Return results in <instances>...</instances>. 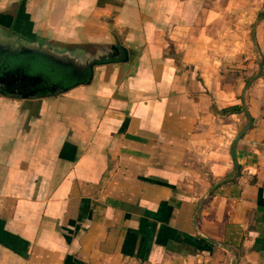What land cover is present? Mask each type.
I'll return each instance as SVG.
<instances>
[{
  "label": "crops",
  "instance_id": "crops-1",
  "mask_svg": "<svg viewBox=\"0 0 264 264\" xmlns=\"http://www.w3.org/2000/svg\"><path fill=\"white\" fill-rule=\"evenodd\" d=\"M0 264H264V0H0Z\"/></svg>",
  "mask_w": 264,
  "mask_h": 264
},
{
  "label": "flooded vegetation",
  "instance_id": "flooded-vegetation-1",
  "mask_svg": "<svg viewBox=\"0 0 264 264\" xmlns=\"http://www.w3.org/2000/svg\"><path fill=\"white\" fill-rule=\"evenodd\" d=\"M38 57H40L38 53L37 56L34 57L29 55L18 57L17 67H19L21 73L25 74H29V70H37V72H39L41 69L49 79L50 88H57V90H59L60 88H64V85H66L68 82L71 83L74 75L79 76L80 74L86 73L85 71H83L84 73L81 72L80 69L75 70L76 68H73L72 70L69 69L67 72H65V70L63 69L60 70L59 68H55L53 63H51L52 60L56 57V55L54 54L46 55L45 62L40 61ZM42 71L40 72L43 73ZM34 89L38 90V87L35 86Z\"/></svg>",
  "mask_w": 264,
  "mask_h": 264
},
{
  "label": "rangeland",
  "instance_id": "rangeland-1",
  "mask_svg": "<svg viewBox=\"0 0 264 264\" xmlns=\"http://www.w3.org/2000/svg\"><path fill=\"white\" fill-rule=\"evenodd\" d=\"M7 43V42H6ZM12 63H15V59L12 60Z\"/></svg>",
  "mask_w": 264,
  "mask_h": 264
},
{
  "label": "trees",
  "instance_id": "trees-1",
  "mask_svg": "<svg viewBox=\"0 0 264 264\" xmlns=\"http://www.w3.org/2000/svg\"><path fill=\"white\" fill-rule=\"evenodd\" d=\"M260 18H262V15H261V16H259V19H260Z\"/></svg>",
  "mask_w": 264,
  "mask_h": 264
},
{
  "label": "water",
  "instance_id": "water-1",
  "mask_svg": "<svg viewBox=\"0 0 264 264\" xmlns=\"http://www.w3.org/2000/svg\"><path fill=\"white\" fill-rule=\"evenodd\" d=\"M32 79L36 80L35 78H32Z\"/></svg>",
  "mask_w": 264,
  "mask_h": 264
}]
</instances>
